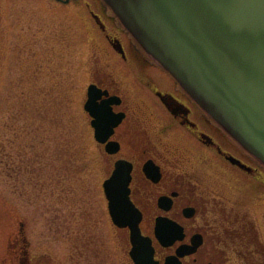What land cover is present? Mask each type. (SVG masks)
<instances>
[{
    "label": "rangeland",
    "instance_id": "374dc122",
    "mask_svg": "<svg viewBox=\"0 0 264 264\" xmlns=\"http://www.w3.org/2000/svg\"><path fill=\"white\" fill-rule=\"evenodd\" d=\"M96 14L124 40L136 43L103 0H0V264H14L18 252L24 255L22 224L37 264L96 263L93 256L79 260L76 237L82 225L90 226L111 264L127 260L108 225L100 187L107 174L83 108L85 89L93 71L106 72L124 87L132 104H146L142 112L147 116L161 114V108L134 87L128 67L117 65ZM211 121L212 126L205 125L208 132L228 150L250 155ZM179 134L183 137L179 131L165 140L172 152L168 157L183 170L187 151L178 160L174 148L185 144L191 155L195 145ZM12 157L25 165L18 180ZM250 160L264 170L256 158ZM28 163L35 167L36 184L29 183ZM39 180L44 187L37 186Z\"/></svg>",
    "mask_w": 264,
    "mask_h": 264
},
{
    "label": "flooded vegetation",
    "instance_id": "af4514ba",
    "mask_svg": "<svg viewBox=\"0 0 264 264\" xmlns=\"http://www.w3.org/2000/svg\"><path fill=\"white\" fill-rule=\"evenodd\" d=\"M95 16L114 49L117 65L128 67L134 87L145 97L150 95L153 104L161 108V114L147 116V112H142L147 109L146 104H132L122 92L124 87L106 72L93 71L92 81L85 89L87 97L89 85L94 84L99 90L97 101L108 105L102 117V108H94L102 125L99 137L91 125L96 117L86 113L107 174L100 187L113 240L127 258L123 262L135 264L132 252L139 242L133 241L131 225L136 223L150 240L153 264H264V170L253 164L252 156L236 155L208 132L206 126L213 122L199 107L195 108L193 99L171 75L131 38L124 40L103 15ZM151 66L163 74L158 76V72L150 70ZM105 127L110 131H104ZM179 131L183 133V137L179 134L181 139L195 145L191 155L185 144L174 148L178 160L185 156L183 170L168 157L171 149L165 140ZM231 154L249 168L232 161ZM11 160L18 180L25 165L23 161L21 165L14 163V157ZM118 162L125 175L120 182L122 193L116 196L112 186L110 198L104 181L116 170ZM30 165L29 183L36 184L35 167ZM118 207L125 210L120 214L121 226L111 214L112 208ZM87 221L93 225L90 219ZM89 227L82 225L76 237L79 260L83 263L84 258L93 256L94 264H111L104 246ZM20 233L26 242L24 255L18 252L14 264H37V257L29 253L30 242L23 224Z\"/></svg>",
    "mask_w": 264,
    "mask_h": 264
},
{
    "label": "water",
    "instance_id": "95a60500",
    "mask_svg": "<svg viewBox=\"0 0 264 264\" xmlns=\"http://www.w3.org/2000/svg\"><path fill=\"white\" fill-rule=\"evenodd\" d=\"M104 1L146 53L264 163V0ZM133 237H141L136 226Z\"/></svg>",
    "mask_w": 264,
    "mask_h": 264
},
{
    "label": "trees",
    "instance_id": "16d2710c",
    "mask_svg": "<svg viewBox=\"0 0 264 264\" xmlns=\"http://www.w3.org/2000/svg\"><path fill=\"white\" fill-rule=\"evenodd\" d=\"M39 183H40L41 185H43V183H42V182H40V180H39Z\"/></svg>",
    "mask_w": 264,
    "mask_h": 264
}]
</instances>
